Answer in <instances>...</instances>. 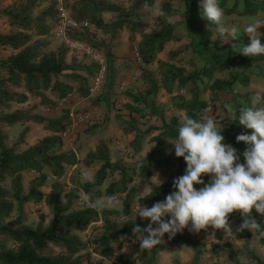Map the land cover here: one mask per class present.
I'll use <instances>...</instances> for the list:
<instances>
[{"label": "trees", "instance_id": "obj_1", "mask_svg": "<svg viewBox=\"0 0 264 264\" xmlns=\"http://www.w3.org/2000/svg\"><path fill=\"white\" fill-rule=\"evenodd\" d=\"M42 0H26L18 6L6 9L5 13L9 18L10 25L18 29L11 34L0 33V46L11 48L15 51L6 59H0V264H83L81 252L86 249L87 244L84 243L79 236L69 233V229L84 231L88 225L100 220L105 215L104 230L101 235L93 239L100 255L110 258L114 256V250H122L125 244L132 243L142 234H134L133 228L139 225L142 229L147 227L149 221L139 220L130 217L131 206L136 197L140 205L152 207L157 202L165 201L167 195L175 191L173 183L163 185L154 184L151 181V170L149 158L145 159L142 164L133 169L136 176L140 177L139 186L128 188L134 180L133 176H128L127 169L119 164L111 162L110 150L105 141H100L96 151L91 152L85 159V165L92 167L95 162H102V166L97 171L95 180L90 183H82L77 188L72 189L70 193L65 194V188L58 179L65 175L67 167H74L81 163V159L72 151H64V139L61 133L67 127L68 114H64L61 118L51 119L42 115H31L29 112L14 111L8 112L13 103L25 104L29 101V95L20 93L17 89H25L31 95L40 97L42 103L52 106L48 100L45 91H52L57 94L58 98H65L72 92L73 87L68 84L54 80L55 77L65 72L78 70H86L84 67H78L76 64H70L67 60L69 49L60 46L57 50H48L50 42L44 37L50 35L54 20L48 23L51 9L35 15L34 11L41 4ZM186 5V14H189V8L192 6V0H182ZM201 1V0H199ZM195 0L197 4L199 2ZM220 0V4L224 9L225 16L239 15L253 17L257 16L260 11L264 12V0ZM156 0H138L137 5H155ZM242 3V5H241ZM55 5H53L54 7ZM73 16L78 21L88 20L98 30L112 37L117 32L123 30L127 25L131 33H140L141 39L136 43L142 56L143 77L148 81V89L145 93L132 94L134 105L128 104L127 108L132 113H139L142 117L159 116L163 121V131L154 138L157 145L148 157L150 159L162 154L166 139H174L178 135L179 119L173 117L170 123L164 120V112L156 107L154 103L155 96L160 88H164L168 93L173 94L175 87L183 90L192 85L190 92L191 100H185L182 96L174 97L173 106L179 110H185L188 117L200 119L205 115L208 103L201 98L202 91L210 90L212 93L220 91H232V87L237 82L243 85L249 83V76L234 73L231 74L230 80L215 79V72H224L231 66L232 61L223 63L205 62V66L200 71L187 74V70L183 66H178L180 52L170 53L169 61L158 59V54L163 52L165 45L170 41L179 39L177 36V28L180 22L170 20L173 17L182 15V11L171 3V0H163L159 10H163L164 16L158 15V22L161 23L160 28L154 32H146L138 27L137 23H129L127 19L121 18L114 23H107L102 18V14L106 12H122L123 8L108 2L107 0H74L72 6ZM199 9V8H196ZM54 15L52 16V18ZM196 31L202 37L209 41L214 34L215 27L208 25L207 21L201 18V14L197 10L195 16ZM192 31V28H190ZM90 31L78 32L74 39L90 42L86 34ZM78 34V35H77ZM135 42V36H132ZM91 43V42H90ZM93 46L99 44L92 43ZM253 61L262 62L264 66V56L246 61L249 67ZM157 63L159 65L161 82L147 75L146 66ZM82 68V69H81ZM95 73L97 67L94 68ZM88 70H92L91 68ZM94 73V74H95ZM76 81L81 80V75H73ZM208 78V82L204 79ZM109 79V77H108ZM213 80V81H212ZM199 83H205V88L200 89ZM90 89L85 92L89 95ZM144 107L152 109L146 113ZM34 122L45 124V128L52 133L23 152L16 151L13 147L5 146L3 143L6 135L1 130L2 126H15L17 124H26ZM30 128L25 127L21 133L20 143L26 138ZM224 143L231 144L235 149H239L242 143L228 138L224 139ZM179 167L177 171L178 177L185 174L186 163L183 158H177ZM158 166L164 164L169 165V161L157 160ZM120 171L122 178L111 185L108 189V195L114 196L116 193H126L124 202V212L128 218L122 222L117 219L112 221L107 218L105 209H95L91 206L72 210L73 202L78 199L81 192L89 193L94 186H101L107 178L108 171ZM26 171L38 174L30 183L26 191L23 186V173ZM57 178L51 186V192L46 193L42 188L47 184L49 176ZM12 180L11 188H6L2 184L7 180ZM205 183L209 181V177H204ZM198 187V186H197ZM146 188L151 189V193L143 196ZM66 198L67 203L64 205L62 199ZM27 203H44L51 208L52 220L48 226L44 225L45 215L41 214L40 223L33 228L24 225V205ZM18 209L19 217L11 219L13 212ZM118 213H116L117 215ZM253 217L260 223L264 229V216H258L253 211ZM170 219V217H165ZM231 227L234 239H250L254 236L261 237L260 233L252 234L248 230L237 231L242 219L239 213H233L230 216ZM226 234L222 230L215 232L217 240H222ZM122 237L124 239H122ZM7 240H11L15 246L8 247ZM260 244L264 245V237L260 238ZM189 246L195 247L194 243L186 242ZM51 245L61 247L62 252L55 253ZM115 245V247L113 246ZM223 247L216 243L212 244V251L215 255L220 256ZM163 250L162 245L151 250V253L143 251V264H155L157 254ZM229 256H234L232 251L226 252ZM116 260L120 264H138L137 258H131L128 254L119 255ZM235 264H241L237 258H233ZM260 264H264L263 260H259ZM220 264V263H213Z\"/></svg>", "mask_w": 264, "mask_h": 264}, {"label": "rangeland", "instance_id": "obj_2", "mask_svg": "<svg viewBox=\"0 0 264 264\" xmlns=\"http://www.w3.org/2000/svg\"><path fill=\"white\" fill-rule=\"evenodd\" d=\"M25 1L26 0H0L1 34H11L18 30L16 28L11 27L9 18L6 15L5 11L6 9L11 8L13 6H18ZM107 1L122 7L123 11L103 13L102 18L105 22L114 23L120 20L121 18H125L131 24L137 23L138 27L145 30L146 32H154L160 28L161 23L158 22V11L163 0H156L155 5L150 7L147 5L138 6V0ZM192 2V6L189 8V14H186V5L182 0H171L173 6L181 9L182 15L173 17L170 20L180 22L177 28V36L179 37V40L207 41L202 37L199 32L196 31V25L194 22L197 10L201 14V10L199 7L201 1H199L197 4L195 3V0H192ZM232 3L233 0L231 1L230 5ZM53 5L54 0H42L41 4L34 11V14L37 15L39 13H43L51 9L52 13L50 14L48 23H51L53 20L56 21L57 12H55V6L53 7ZM73 5L74 0H69L68 7L72 15ZM53 15L54 17L52 18ZM258 15L262 17L260 19L264 18V12L260 11ZM254 17L255 16L243 17L235 15V20H226L225 23L228 26L241 24L245 27L247 24L253 22ZM228 18L232 19V17ZM190 28H192V31L190 30ZM258 31H261L262 34H264V27H261L260 29H258ZM240 35L242 36L241 38H244L242 31L240 32ZM246 35L247 34H245V37ZM74 36L76 35L71 34L69 38L74 39ZM86 36L91 42H87L88 44H99L100 47H96L104 50V52H106L107 54V66H109V79L106 81L102 91L99 94H91L90 91L89 95L85 94V92H87V89L91 88L92 78L95 73L94 68H96V66L90 64L89 60L82 54H76L69 50L67 56L68 62L70 64H76V66L78 67H84V69L86 70H78L76 72L68 71L64 74L55 77L54 80H58L73 87L72 93H69L68 96L65 98H58V95L52 93V91H45L48 100L52 103V106H50L49 104L42 103L40 97L31 95L25 89H17V91H19L20 93H26L27 95H29V101L25 104L13 103L11 109H9L8 112H14L19 110L23 112H29L31 113V115H42L47 118L56 119L61 118L66 113L68 114V111L70 109H75L78 111V113L88 116L89 119L86 121L87 123L85 125L75 127L71 137L64 139L63 150L72 151L76 153L77 156L81 159V163H79L77 166L67 167L65 175L58 179V181H60L65 188V194L70 193L72 189L77 188L82 183H90L95 180L94 176L102 166V162L97 161L92 167H87L85 165V159L91 152L96 151L100 141H105L107 143L110 150L111 162L113 164H119L124 166L127 169L128 176L134 177L133 182L128 186V188L131 189L132 187L139 186V183L141 181L140 177L135 175L133 169H135V167H137L138 165L142 164L146 158H149V163L151 165L150 168L156 166L153 163L157 159H160V156L158 155L153 156L151 159L150 157H148V155L152 151H154L151 150V148H155V145H157V142L154 141V138L161 133L160 130L162 129L156 128L155 126H150L148 124L150 121L149 119H147L148 116L142 117L139 113H132L127 108L128 103H132L133 101V98L131 96L132 94H138L141 92L145 93L149 87L148 81L143 77L144 70L142 68V65L137 63L133 56V46L135 43H138L140 41L141 34L139 32L131 33V31H129V26L127 25L123 30L118 31L116 36L114 37L109 34H104L100 30L96 32H87ZM132 36H135V42L132 41ZM260 38L261 41H264V36L261 35ZM44 39L50 42L48 50H57L60 46L66 47L65 44H62L60 40L55 39L51 34L44 37ZM246 39L241 40L248 41ZM193 44L194 43L192 42L186 47L187 49L191 48L192 50L191 56L189 58L190 60L186 63L182 60V64L185 63L188 64L187 66H189V70H187L188 73L200 71L205 66V62L200 60L201 57L199 56L198 50L199 43H196L194 45ZM13 53H15L13 49L4 48L0 46V59H6ZM247 59L248 58L246 57L240 60H231L233 63L231 64V66L235 69V74L243 73V75H247V73H250V70L252 72H259L260 70H262V62L253 61V63L248 67L246 66V61H248ZM90 68L92 70H88ZM146 68L148 71L147 75L151 78L156 79L160 83L161 74L159 65L157 63H154L152 65L146 66ZM234 73L231 72V74ZM231 74L228 75L227 73L228 77L226 78L228 80H230ZM73 75H81L83 78L79 81H76ZM204 81L208 82V78H205ZM191 87L192 85L189 84L187 88L182 90L183 92L179 89L174 91L178 92L177 95L182 96L185 100H191ZM199 87L201 90L204 89L205 83H199ZM162 90L164 89H159L158 93ZM202 93L204 92L202 91ZM234 93L235 92L233 90L231 92L227 91L218 96H210V100H217V102H220L222 100L229 101L234 96ZM175 96L170 95V93L167 92L166 94H163V98L168 99L165 100L167 101L165 102L166 106L173 105ZM157 97L158 96H155L154 99L155 104H158V100H156ZM201 97H204V95L202 96L201 94ZM228 106H232L233 108H235L232 104H229ZM48 107L51 108V111H47ZM143 108L144 110H146V113L152 111V109H150L148 106H143ZM165 108L166 107H164L163 110L164 113L166 112ZM209 116H212L218 124L222 125V135H225V138H228V133L232 128V124H229L232 121V117L230 116V114L226 113V111L224 110H221L219 107L215 110L212 106V111ZM177 119H179V117H177ZM68 121L69 116L67 117V122ZM170 121L171 120H169V123ZM23 126L22 124H17L12 127L6 125L2 126L1 132L6 135V138L3 141L5 146L13 147L16 149V151L23 152L31 146V143L40 141L42 137L45 138V135H52V133L45 128V124H38L33 122V132L27 135V138L23 141V143H20L19 141L21 137V132L23 131ZM241 129L251 134L250 130H246L243 127ZM172 142H174L173 139H169V141L165 140L163 151H165V154H170L173 159L177 160V157L175 156L174 145L171 144ZM242 145L243 143L241 144V146ZM170 166L171 167L168 170V176L172 177L175 173L174 166H172V163L170 164ZM121 175L122 173L118 170H109L107 178L101 186H94L93 188H91L89 193H86L84 191L81 192L79 198L74 200L72 210H80L89 207L91 205V200L111 196L108 195V189H110L111 185H113L115 182L119 181L122 178ZM37 176V173L31 171H26L23 173V186L25 187L26 191L29 188L30 181ZM51 176H49L47 184L42 188V190L46 193L51 192L52 184L57 181ZM152 178L153 177H151V180ZM2 185L10 189L12 185V180L7 178V180ZM150 193L151 189L146 188L143 193V196H146ZM114 196L117 198V201H108L107 199H105V206L103 207V209L108 212L106 215L107 218L112 221L117 219L118 221L122 222L128 218V216H126L124 212V202L126 199V193H116ZM138 198L139 196L136 197L133 201V204L131 206L130 217L143 220L139 216L136 217L135 208L137 206H141ZM62 203L64 205L67 203L66 198L62 199ZM116 213L118 214L116 215ZM41 214L45 215V220L43 223L45 226H48L51 223L53 217L51 208L49 206L44 203L25 204L23 215L24 225L33 228L37 227L40 223L39 216ZM18 217L19 211L18 209H16L13 212L11 219H16ZM104 219L105 215H102L99 221L89 224L87 229L84 231H79L76 229H69L68 231L71 234L79 236L80 239L87 244L86 249L81 252L83 264H120L116 260V257L123 254H128L131 258H137L139 264H143L142 252L146 250H141L140 246L138 245H133L128 249L127 244H125L122 250H118L117 248H115L114 256L110 258L104 257L99 254L96 245L92 241L103 233L105 224ZM210 230H212L211 227H209L208 231ZM208 231L206 232L204 230H201V232L196 234L189 232L187 229H185L183 233H178L172 239H169L166 234L164 237V243L161 244L163 250L159 253V255H161L159 260L160 264H171V259L174 264H180L178 263L176 256H174V253L179 251V247L183 245L187 248H190L195 253L201 254L202 244H205L203 246V249H205L206 246H209L206 242L208 240L204 241L203 239L204 237H206ZM259 239V237L255 236L250 242H236L234 246L232 245V241L230 242L226 239L219 241L216 240V243L222 245L223 247L220 254V263L235 264L233 258L236 257L239 263L241 264H260V259L264 261V257H260V255H264V246H261ZM232 240L234 243L235 239L233 238ZM186 242L194 243L195 247L189 246ZM7 245L10 248H13L15 246V244L11 240H7ZM113 246L115 247V245ZM51 248L54 250L55 253L62 252L61 247L51 245ZM228 251H232V253H234V256L231 257L228 254L223 255V252L226 253ZM199 259L200 256L198 257V260ZM157 264L159 263L157 262ZM193 264L200 263H198V261L196 260Z\"/></svg>", "mask_w": 264, "mask_h": 264}, {"label": "clouds", "instance_id": "obj_3", "mask_svg": "<svg viewBox=\"0 0 264 264\" xmlns=\"http://www.w3.org/2000/svg\"><path fill=\"white\" fill-rule=\"evenodd\" d=\"M199 7L201 18L215 27L217 39L222 42L227 37V44L235 53L253 59L264 56V44L258 31L264 27V19H254L243 28L250 37V43L245 45L240 26L226 25L220 0H201ZM158 15L165 13L159 10ZM227 111L233 122L238 121L240 126L250 130L251 134L236 137L238 143L247 146L243 152L245 162H240L237 149L224 143L223 127L212 116L185 117L171 143L175 156L186 163L185 174L174 179L175 191L167 195L165 201L150 208L143 204L136 209V217L149 221L143 229L139 225L133 228L134 234H142L138 238L141 250L151 251L164 243L166 234L172 239L185 229L198 234L211 227L213 233L222 230L223 234H233L230 221L233 213H239L242 219L237 231L264 235V229L253 217V209L264 216V95L254 94L247 104L237 108L227 106ZM205 176L209 177L207 183ZM153 178L159 186L162 184L158 175ZM105 199L117 201L115 196L102 197L91 200L90 206L102 209Z\"/></svg>", "mask_w": 264, "mask_h": 264}, {"label": "crops", "instance_id": "obj_4", "mask_svg": "<svg viewBox=\"0 0 264 264\" xmlns=\"http://www.w3.org/2000/svg\"><path fill=\"white\" fill-rule=\"evenodd\" d=\"M234 16H235L234 14L230 15V16H225V21L226 20H231V21L235 20ZM228 17H232V19L228 18ZM260 18H262V17L257 15L253 19H260ZM238 26H240L241 31H242L243 36H244V38H241V39H246L247 38L246 40H248V41H242V42L244 44L250 43V41H249L250 37L247 36V35L245 37L246 33L243 32L244 26L241 25V24H239ZM259 33L262 36H264V34H262L261 31H259ZM217 38H218V34L215 31V33L213 34V36L210 38L209 41H181L179 39L176 40V41H170V42H168L165 45L164 51L158 54V59L163 60V61H168L169 58H170V53H172V52H180V54L177 57V59L178 60L182 59L186 63V62H188L190 60L189 58H190L191 53H192L191 48L187 49L186 47L189 44H191L192 42L194 44L199 43L198 50H199V56L201 57L200 60L204 61L206 63L207 62L223 63V62H226V61H229V60L230 61L231 60H235V59L236 60H240L242 58H246V57H244V56H242V55H240L238 53H235V50H232L231 45L227 44L229 42L227 37H225L222 42L219 39H217ZM118 42H120V41H118ZM261 43L264 44V41H261ZM247 58L249 59V57H247ZM185 63L182 64V62H176L175 64H177L178 66H183V67L186 68V70H189V66H187L188 64H185ZM261 66H262L261 67L262 70H260L259 72H252L250 70V73H247V75L250 78L248 84L243 85L240 82H237L236 84H234V86L232 87V90L235 93H234V96L232 97V99H230L229 101H225V100L223 101L222 100L220 102H217V100H215V101L210 100V96H212V97H214V95L218 96V95H221L222 93H225L227 91H220V92L212 93L210 90H207L206 92L202 93V96L204 95V97H201L202 100L206 101L209 104L208 108L206 109L208 111L205 112V114L209 115L211 113L212 106H213V108L215 110H216V108L218 109V107H219L221 110H224V111H226V113H228L227 106L229 104H232L235 108H237V107H239L241 105L247 104L254 94L260 93V94L264 95V66L263 65H261ZM234 70L235 69L232 66H230V68L228 70L224 71V72H215L213 80H215V79L228 80L226 77H228V75L231 74V72L234 73ZM227 73H228V75H227ZM187 74H189V73L187 72ZM161 89H164V88H160V90ZM177 89H178V87L176 86L175 87V91ZM166 92L167 91L164 89V90L160 91L157 94L158 97H157L156 100H158V104H156V107L160 108L161 111H163L164 107H166L165 108L166 112L164 113V115H165V120H166L167 123H169V120L171 118H173V117H179V123H180L185 117H187V112L185 110H179V109L175 108L173 105L166 106L165 102H167V101H165V100L167 98L166 99L163 98V94H166ZM229 92H231V91H229ZM177 94H178V92H175V93L170 94V95L175 96ZM160 98H162V99H160ZM219 98H221V97H219ZM159 99H160V101H159ZM128 104L134 105V102L132 101V103H128ZM147 119L150 120L149 123H148L150 126H155L156 128H162L163 127V121L160 120L159 116H153L152 117V116L149 115ZM32 124H33V122H27L26 124H22V126L24 125L23 126V130H24L25 127H29L30 128V131H29V133L27 135H29V134H31L33 132ZM229 124H232V128L230 129V131L228 133V138L229 139L236 140V137L238 135L242 134V133L249 134V132H246L243 129H241L242 126L239 125L238 121L237 122H233V120H232ZM9 127H12V126H9ZM162 131H163V129L160 130V132H162ZM27 135H26V138H27ZM46 136H48V135H45V137ZM223 136L225 138V135H223ZM43 138L44 137H42V139ZM166 140L169 141V139H166ZM174 140H175V138L173 139V141ZM35 143L36 142L31 143V145H33ZM246 147L247 146L243 143V145L240 146V148L238 150V153L240 154V162L241 163L245 162L244 158H243V152L245 151ZM154 149H155L154 147L151 148V150H154ZM161 155H160V159H157V160H166V161H169L170 164L172 163V166H174V172H175L174 176H172V177L168 176V173H169L168 170L171 167L170 164L169 165L164 164L162 166H158L157 163H156V161H157L156 160L153 163L156 166H153L152 168H150V170L152 172V174H151L152 176L151 177H154V176L158 175L159 179L162 181L161 185L166 184V183H173L174 179L178 178V175H177V171H178V167H179L178 161L176 159H173L172 156H170V154H165V151H163V150H162V154ZM165 175H167V176H165ZM152 180L151 181L154 184L158 185V182H157L156 178H153ZM171 193H169V194H171ZM253 211L255 212L254 209H253ZM257 215L260 216L259 214H257ZM209 233H210V235H209ZM261 237H264V235H262ZM261 237H259V238H261ZM215 238H216L215 237V233H213V230H210L206 234V237L203 238L204 241L205 240L209 241V242L206 241L209 246L208 247L206 246L205 249H203V246L205 244H202V253L201 254L200 253H195L193 250H191L190 248H187L186 246L183 245V246L179 247V251L174 253L175 254L174 256H176V259L178 260V263H180V264H193V263H195L196 260L200 264L220 263L221 261H219V260L221 259V256L215 255L213 253V251H212V244L216 243V240H217ZM253 238L241 239V240L235 239L234 240L235 242L233 243V240H232L233 237L231 236V234H226L225 237L222 240L226 239V240H229L230 242L232 241V245L234 246V244L236 242H250L251 240H253ZM259 241H260V239H259ZM216 244H218V243H216ZM138 246H140V245H138ZM261 246H264V245H261ZM147 252L151 253V251H147ZM159 253L157 254L155 264H157V262L160 264L159 260H160V256L161 255H159ZM224 254H226V253L223 252V255ZM199 256H200V259L198 260ZM260 257H264V255H260ZM168 262H169V260H168ZM138 264H139V261H138ZM171 264H174L172 259H171ZM220 264H223V263H220Z\"/></svg>", "mask_w": 264, "mask_h": 264}, {"label": "built area", "instance_id": "obj_5", "mask_svg": "<svg viewBox=\"0 0 264 264\" xmlns=\"http://www.w3.org/2000/svg\"><path fill=\"white\" fill-rule=\"evenodd\" d=\"M69 0H54L55 12H57V19L53 23L50 34L57 40H60L62 44L76 54H82L86 57L90 64L97 67V71L92 78V85L90 88L91 94H99L106 81L109 77V66H107V54L104 50L90 45L85 41L69 38L71 34L84 31H98V29L90 23L88 20L78 21L72 15L69 7ZM133 56L137 63L143 64L142 56L138 45L135 43L133 46ZM76 92V91H75ZM72 93V92H71ZM47 111H51L48 107ZM69 123L64 131L61 133L63 139L71 137L74 132L75 127L83 126L89 119L88 116L78 113L75 109H70L68 111ZM55 180L56 177L51 176ZM137 206L135 208H138ZM129 245V246H128ZM133 245H139L138 238L132 243H128L127 247L130 248Z\"/></svg>", "mask_w": 264, "mask_h": 264}]
</instances>
